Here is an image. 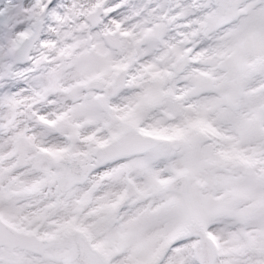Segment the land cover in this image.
<instances>
[{
    "label": "snow or ice",
    "instance_id": "snow-or-ice-1",
    "mask_svg": "<svg viewBox=\"0 0 264 264\" xmlns=\"http://www.w3.org/2000/svg\"><path fill=\"white\" fill-rule=\"evenodd\" d=\"M0 264H264V0H0Z\"/></svg>",
    "mask_w": 264,
    "mask_h": 264
}]
</instances>
